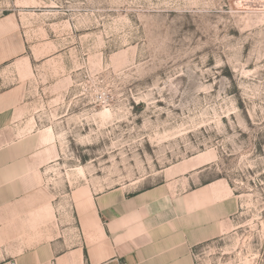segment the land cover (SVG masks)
I'll return each instance as SVG.
<instances>
[{
	"label": "rangeland",
	"instance_id": "obj_1",
	"mask_svg": "<svg viewBox=\"0 0 264 264\" xmlns=\"http://www.w3.org/2000/svg\"><path fill=\"white\" fill-rule=\"evenodd\" d=\"M0 23L19 106L0 149L38 205L14 227L64 230L117 187L220 181L237 211L197 264H264V0H0Z\"/></svg>",
	"mask_w": 264,
	"mask_h": 264
},
{
	"label": "crops",
	"instance_id": "obj_2",
	"mask_svg": "<svg viewBox=\"0 0 264 264\" xmlns=\"http://www.w3.org/2000/svg\"><path fill=\"white\" fill-rule=\"evenodd\" d=\"M0 23V40L5 38ZM8 57L0 49V143L16 117L12 101L18 87L8 88ZM26 158L0 149V264H197L195 249L229 229L237 206L220 181L208 184L178 180L130 191L117 187L92 195L74 210L64 230H29L14 208L38 207L23 199ZM189 174V173H188ZM187 180H192L191 177Z\"/></svg>",
	"mask_w": 264,
	"mask_h": 264
},
{
	"label": "bare ground",
	"instance_id": "obj_3",
	"mask_svg": "<svg viewBox=\"0 0 264 264\" xmlns=\"http://www.w3.org/2000/svg\"><path fill=\"white\" fill-rule=\"evenodd\" d=\"M81 172H83V170L81 169Z\"/></svg>",
	"mask_w": 264,
	"mask_h": 264
}]
</instances>
